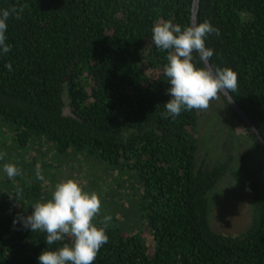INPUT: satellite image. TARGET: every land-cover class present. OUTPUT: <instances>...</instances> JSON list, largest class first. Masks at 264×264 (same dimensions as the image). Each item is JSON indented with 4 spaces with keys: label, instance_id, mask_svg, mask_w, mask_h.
Returning a JSON list of instances; mask_svg holds the SVG:
<instances>
[{
    "label": "trees",
    "instance_id": "1",
    "mask_svg": "<svg viewBox=\"0 0 264 264\" xmlns=\"http://www.w3.org/2000/svg\"><path fill=\"white\" fill-rule=\"evenodd\" d=\"M192 1L0 0V9L24 7L21 19L7 21L11 51L0 53V119L12 144H43L58 156L72 151L104 162L117 173L122 195L134 198L142 231L151 236L148 244L141 228L110 221L94 264H264V184L247 175L252 215L246 229L213 230L208 195L226 163L197 165L200 110L161 116L170 99L167 52L152 43L151 30L164 20L191 25ZM204 20L220 33L205 39L214 53L210 63L238 74L233 98L264 138V0H200L198 23ZM37 150L30 161L43 166L46 153ZM56 182L49 175L47 184ZM9 185L0 188V264H38L45 248L70 243L65 237L49 246L46 233L13 225L51 194L23 174ZM102 215L96 226H103Z\"/></svg>",
    "mask_w": 264,
    "mask_h": 264
},
{
    "label": "clouds",
    "instance_id": "2",
    "mask_svg": "<svg viewBox=\"0 0 264 264\" xmlns=\"http://www.w3.org/2000/svg\"><path fill=\"white\" fill-rule=\"evenodd\" d=\"M24 7L0 9V53L11 51L6 32L10 17L22 18ZM209 34L219 36V29L211 22L185 25L164 20L155 23L151 30V41L160 51L167 52V63L163 67V75L170 85L166 92L170 99L164 103L162 118H175L182 111L207 110L210 102L221 96L227 103L232 102L233 93L238 91V74L230 67H217L210 63L213 50L205 45ZM194 54L202 67L194 63ZM5 67L12 71L11 64ZM5 153L0 152V160ZM3 172L11 180L21 174V170L12 163H4ZM36 177L43 180L39 169ZM22 189L17 188L18 201ZM32 212L27 216L13 219V225L20 223L32 233H46V244L51 246L64 241L70 243L52 249L45 248L38 256V264H94L100 248L109 237L105 229L111 216H105L102 227L96 226L93 220L100 213L101 200L95 192L82 189L77 181L66 179L56 183L51 198L31 205Z\"/></svg>",
    "mask_w": 264,
    "mask_h": 264
},
{
    "label": "rangeland",
    "instance_id": "3",
    "mask_svg": "<svg viewBox=\"0 0 264 264\" xmlns=\"http://www.w3.org/2000/svg\"><path fill=\"white\" fill-rule=\"evenodd\" d=\"M64 101V113L69 114L65 92ZM198 131V167L209 169L216 162H225L227 166L219 182L208 195L210 226L220 233L238 234L249 225L252 215V198L247 175L264 184V152L255 146L254 140L233 117L222 97L211 101L207 110L199 112ZM10 135V130L0 119V152L5 153L4 159L0 160V188L10 186L13 179L10 180L3 172L4 163L15 164L26 179L40 181L50 194L56 183L73 179L83 190L98 195L102 216H111V221L127 230L138 231L142 227L133 208L134 198L126 191L124 192L131 197L122 195L117 173L109 170L104 162L72 151L58 156L47 146L43 147V144L41 147L36 145L34 149H17L12 144ZM37 149L46 153L42 157L43 166H33L30 161L31 157L39 156ZM38 169L44 177L43 180L36 177ZM51 174L58 179L54 186L47 184V178ZM129 191L131 193V189ZM142 235L148 244L152 243L148 233L142 231Z\"/></svg>",
    "mask_w": 264,
    "mask_h": 264
},
{
    "label": "water",
    "instance_id": "4",
    "mask_svg": "<svg viewBox=\"0 0 264 264\" xmlns=\"http://www.w3.org/2000/svg\"><path fill=\"white\" fill-rule=\"evenodd\" d=\"M199 2H200V0H193L192 1V7H191V24L198 23ZM227 104L231 108V110L237 115V117L239 118V120L242 121L243 125L245 126V128L247 129V131L249 132V134L252 136V138L259 145V148L264 152V138L262 137V135L260 134V132L256 128V126L253 123V121L243 111V109L235 101L234 98H232V102L231 103H227Z\"/></svg>",
    "mask_w": 264,
    "mask_h": 264
},
{
    "label": "flooded vegetation",
    "instance_id": "5",
    "mask_svg": "<svg viewBox=\"0 0 264 264\" xmlns=\"http://www.w3.org/2000/svg\"><path fill=\"white\" fill-rule=\"evenodd\" d=\"M242 125H243V123H242ZM243 127L245 128V126L243 125ZM245 130H247L246 128H245Z\"/></svg>",
    "mask_w": 264,
    "mask_h": 264
}]
</instances>
